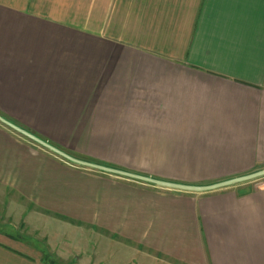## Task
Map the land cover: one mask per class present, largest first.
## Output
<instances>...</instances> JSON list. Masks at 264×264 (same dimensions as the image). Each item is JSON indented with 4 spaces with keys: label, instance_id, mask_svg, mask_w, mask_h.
<instances>
[{
    "label": "crops",
    "instance_id": "crops-1",
    "mask_svg": "<svg viewBox=\"0 0 264 264\" xmlns=\"http://www.w3.org/2000/svg\"><path fill=\"white\" fill-rule=\"evenodd\" d=\"M0 115L77 159L166 182L263 171L264 0H0ZM51 220L81 231L66 240L82 251L56 248ZM113 246L141 264H264V177L168 190L0 125V264H107Z\"/></svg>",
    "mask_w": 264,
    "mask_h": 264
},
{
    "label": "water",
    "instance_id": "water-1",
    "mask_svg": "<svg viewBox=\"0 0 264 264\" xmlns=\"http://www.w3.org/2000/svg\"><path fill=\"white\" fill-rule=\"evenodd\" d=\"M0 124L4 125L5 127L11 129L12 131H14L16 133L22 135L23 137L29 139L30 141H32L35 144L39 145L40 147L46 149L47 151H50L51 153L55 154L56 156L60 157L61 159L65 160V161H67L73 165H76L78 167H82V168H86L89 170H94V171H98V172H102L105 174L114 175V176H118V177H122V178H127V179H131V180H135V181L148 183V184H151V185H154L156 187L163 188V189L176 190V191H182V192H193V193H208V192L218 191L221 189L231 187L233 185L253 181V180L264 177V170H263V171H259L257 173L245 176V177L225 181V182L218 183V184L211 185V186H204V187H195V186H188V185L166 182V181L154 179L151 177H146V176H142L139 174L131 173L128 171L115 169V168L107 167L104 165H100V164L84 161L81 159H77V158L71 156L70 154L62 151L61 149H59V148L51 145L50 143L44 141L43 139L39 138L38 136L32 134L31 132L18 127L17 125H15L12 122L5 119L2 115H0Z\"/></svg>",
    "mask_w": 264,
    "mask_h": 264
},
{
    "label": "rangeland",
    "instance_id": "rangeland-1",
    "mask_svg": "<svg viewBox=\"0 0 264 264\" xmlns=\"http://www.w3.org/2000/svg\"><path fill=\"white\" fill-rule=\"evenodd\" d=\"M0 125L2 127H4L2 124H0ZM42 132H44L46 134L51 133V131H42ZM70 148L77 149V150H83V151L87 152L84 149V147H70ZM83 151H81V152H83ZM89 153L92 155H95L97 157L104 158V159H110L111 158V160H112V158H115V157H117V158L122 157L121 155L115 156V155H112L111 153H109V154H107L105 152L101 153V152H99L98 149H93V151H89ZM104 159H102V160H104ZM105 162L108 164H113V165L121 166L124 168H128L130 170H136L138 172L141 171V172H145V173L152 171L150 169H154V165L156 164V163L132 162V161H119V162L105 161ZM43 228L45 231L50 232V234H55L53 236V239L55 241L53 244L56 248H59L63 251H66V249L71 250V251H67L68 253H73L72 250H74V251L78 250L79 252L82 251L80 248L82 247L83 243L71 245L70 243H72V242L69 243V241L66 240V234L68 235L67 232H69V230L66 231L67 228L65 226L58 225V224H56V222H54V220H51V221H49V224L48 225L45 224ZM69 229H71V228H69ZM12 232H14V234H18V236H22V235L25 237L28 236L26 234V231L23 229H20V228L18 230L14 229V231H12ZM54 232H57V233H54ZM69 234L72 237H76V240H81L82 236L83 237L85 236L84 234L81 233V231L79 233H76V234L75 233L72 234L69 232ZM94 237H92L93 240L91 241L90 245H89V243H85V245H87L86 246L87 249H89V250H93L94 247L98 246V244H99L98 241H95L96 239H94ZM38 242L41 245L42 241H38ZM111 250H112L111 253L109 251V257L107 258V260H109V261L107 264H119L120 262H121V264L124 262L125 263L127 262L130 264L134 260H135L134 261L135 264H141V262H142V259L140 257L134 258L133 253H131L129 250H126V249L121 248L119 246H116V247L113 246V248ZM87 259H89V258H87V257L82 258L81 264L86 263ZM91 259H93V258H91ZM59 264H62V263H60V261H59Z\"/></svg>",
    "mask_w": 264,
    "mask_h": 264
},
{
    "label": "trees",
    "instance_id": "trees-1",
    "mask_svg": "<svg viewBox=\"0 0 264 264\" xmlns=\"http://www.w3.org/2000/svg\"><path fill=\"white\" fill-rule=\"evenodd\" d=\"M3 116V115H2Z\"/></svg>",
    "mask_w": 264,
    "mask_h": 264
}]
</instances>
